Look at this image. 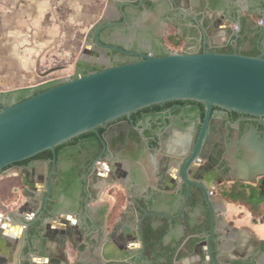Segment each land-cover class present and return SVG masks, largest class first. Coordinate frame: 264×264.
<instances>
[{
    "label": "water",
    "instance_id": "95a60500",
    "mask_svg": "<svg viewBox=\"0 0 264 264\" xmlns=\"http://www.w3.org/2000/svg\"><path fill=\"white\" fill-rule=\"evenodd\" d=\"M120 10L125 22V12ZM120 23L98 26L95 44L104 46L98 38L100 29ZM201 33L202 51L155 55L112 46L139 60L66 78L19 102L3 105L0 172L44 150L52 151L54 161L56 146L89 131L96 133L105 150L113 134L118 136L123 130L117 122L120 118H126L125 128L142 141L130 115L169 101L202 103L207 116L215 106L264 118V50L243 54L234 43L231 52L216 51L208 33ZM94 49L90 53L99 55ZM79 60L89 61L83 54ZM99 127H106L102 134ZM201 139L200 135L192 153L157 152L146 146L149 153H142L136 162L128 158L112 162L90 179L86 200H59L56 216L47 218L45 228L30 238L26 220L35 218L44 203L38 198L40 190L32 189L31 178L45 176L47 167L31 169L30 164L26 170L11 169V176H19L15 181L25 185L26 206L23 214L6 217L14 225L0 229V264H93L95 242L101 241L102 246L105 239L99 231L100 213L88 209V204L122 187L124 215L112 242L107 243L123 255L101 264H264V254L219 234L220 217L211 196L216 188L195 180L200 172L195 155ZM240 150L242 158L235 166L236 179L242 182L237 184L251 186L256 177L264 175V136L260 141L243 136ZM193 188L200 194L190 205ZM47 201L38 217L47 210Z\"/></svg>",
    "mask_w": 264,
    "mask_h": 264
},
{
    "label": "flooded vegetation",
    "instance_id": "af4514ba",
    "mask_svg": "<svg viewBox=\"0 0 264 264\" xmlns=\"http://www.w3.org/2000/svg\"><path fill=\"white\" fill-rule=\"evenodd\" d=\"M103 27L98 32L99 41L104 45L99 47L94 42V31L91 34L93 43L99 52L107 55L119 54L122 61L115 62L112 65L123 63L126 61H133L138 59V56L121 53L112 48L117 46L128 51H140L147 53L144 48L125 46L120 42V35L116 32V28L126 30L130 28V23ZM107 22L102 23L104 25ZM100 26V25H99ZM98 27V26H97ZM96 27V28H97ZM95 28V29H96ZM208 48V46H206ZM203 46L195 51H202ZM188 50V49H187ZM213 50H221L220 48H213ZM193 51V50H189ZM164 52L158 51L155 55ZM154 54V53H153ZM86 73L89 71L103 69L107 66H99L95 62H87ZM75 69L73 77L81 76L78 68ZM84 69V68H83ZM81 70V69H80ZM60 81V80H56ZM33 90H29L25 95H29ZM19 93H8L0 95V109L3 105L9 106L16 102ZM132 121V126L136 127L142 141L135 134L128 132L125 128L126 118L117 120L122 126L120 135L113 134L112 139H109L107 148L104 150L103 146L97 151L93 146L86 145L74 149L71 155L69 151H62L59 155L55 153L53 161V154L51 157H30L25 160L9 164L0 172V181L5 179L17 180L19 176H11L9 171L11 169H23L32 164L31 169L46 165L47 173L45 176L35 174L32 179V189H39V200L47 201V212L38 214L42 211L43 205L32 220H26L29 224L28 234L29 238L34 233L40 232L47 225L45 220L47 218L55 217L57 213L59 200H86L90 179L99 175L107 167H110L112 162L119 163L124 158H128L131 162H136L137 158L142 153H149L148 148H155L157 152L169 151L178 155L192 153L194 146L199 136L201 135V143L196 152L197 167L200 169L196 182H204L208 185L215 186V188L222 187L227 184L242 182L236 179V161L242 158L240 150V141L243 136L250 135L251 141H260L264 136V118L254 115L237 112L233 110H224L219 107H212L210 114L207 116L206 109L202 103L190 100L169 101L162 104L156 109H152L150 114H146L142 119ZM254 132V133H253ZM186 140V143H184ZM101 143V142H100ZM102 145V144H101ZM25 161V162H23ZM22 162V163H21ZM100 162L101 166H98ZM203 175V179L199 176ZM27 179V178H26ZM264 175L256 177V184H264L262 180ZM37 181L34 184V182ZM247 184V182H244ZM16 184V183H15ZM34 184V185H33ZM49 187V192H46V187ZM17 187L12 190L14 195ZM200 191L198 188H193V192ZM23 195V192H21ZM9 198L1 199L6 201ZM4 216L3 214H0ZM6 217V215L4 216ZM23 229L25 228L22 226ZM25 230V229H24ZM103 236V234H102ZM103 238V237H102ZM107 240L102 246L101 241L95 242L97 253H93L95 261L93 264H101L110 262L112 257H121L123 254L115 252L110 249ZM98 244V245H97ZM99 247H101L99 249Z\"/></svg>",
    "mask_w": 264,
    "mask_h": 264
},
{
    "label": "crops",
    "instance_id": "0c3cea01",
    "mask_svg": "<svg viewBox=\"0 0 264 264\" xmlns=\"http://www.w3.org/2000/svg\"><path fill=\"white\" fill-rule=\"evenodd\" d=\"M89 1L96 6L103 4L100 12L105 14V20L99 25L123 20L122 8L126 17L123 24L130 23L135 32L130 40L140 48L151 46V49L163 51L170 45L166 36L172 33L180 38L179 47L195 51L204 44L201 33L204 30L208 33L209 42L215 44L216 48L233 50L232 45L235 43L237 51L243 54L256 55L259 53L258 48L264 50V0H204L205 3L201 0ZM59 2L60 0H55V4L49 6L47 0H0V23L15 34L22 28L15 27L16 31L15 28L9 29L14 24L34 27L37 33L46 25L56 28L58 21L55 13ZM4 35H8L9 44L15 43L10 40L8 31ZM48 82L3 90L0 95L19 93L18 90L22 89L35 90ZM15 183L12 190L17 187V195L6 201L0 200V214L6 217L12 213L23 214V206H26L25 185L20 181ZM211 196L215 214L220 217L219 234L264 254V210L255 214L247 206L221 197L217 189L213 190ZM261 206L264 208V204ZM88 209L100 213L99 231L103 234V239H108L107 242L111 243L124 215L123 187L89 203ZM4 216L0 215V229L4 225L8 229L15 224Z\"/></svg>",
    "mask_w": 264,
    "mask_h": 264
},
{
    "label": "rangeland",
    "instance_id": "374dc122",
    "mask_svg": "<svg viewBox=\"0 0 264 264\" xmlns=\"http://www.w3.org/2000/svg\"><path fill=\"white\" fill-rule=\"evenodd\" d=\"M47 2L49 6L55 4V0H47ZM92 4L89 0H60L55 13L58 26L53 28L46 25L38 33L35 32L34 27L14 24L9 29L22 28L17 35L0 23V92L19 86L71 78L75 75V63L83 61L79 60L81 54L90 62L95 59L94 62L103 67L122 61L119 54L108 56L107 53L104 54L99 50L97 56L90 53L96 51L91 34L101 21L105 20V14L100 12L103 4L98 6ZM48 16L50 15H46ZM116 29L121 36L120 42L125 46L135 47L134 41L130 40L135 34L131 26L127 32L120 27ZM5 31H8L10 40H13L14 44L7 42L8 35L7 37L4 35ZM85 48L90 54H85ZM144 49L154 54L161 51L156 48L151 49V46H145ZM162 50L161 52L185 49L175 48L170 44Z\"/></svg>",
    "mask_w": 264,
    "mask_h": 264
},
{
    "label": "trees",
    "instance_id": "16d2710c",
    "mask_svg": "<svg viewBox=\"0 0 264 264\" xmlns=\"http://www.w3.org/2000/svg\"><path fill=\"white\" fill-rule=\"evenodd\" d=\"M166 39L168 43L171 44L175 48H178L181 44L180 38L175 34H172V33L168 34L166 36ZM218 51L231 52L232 49L227 48V49H221ZM163 54L164 53L159 54V55H163ZM136 60H139V58ZM136 60H133V61H136ZM133 61H126L123 63H128V62H133ZM123 63H119V64H123ZM88 65L89 64L87 62L77 61L75 63V68H78L79 71L81 72V76H83L86 74L85 69ZM57 84H59V81H56V80H54L53 82L45 83L43 85H40L35 90H33V92L29 95H33L37 92H40L42 90H45ZM18 91H19V96L16 102H19L23 100L24 98H26L27 96H29V95H25V93L27 92L26 89H22ZM158 106L159 105H153L147 108L140 109L132 113L130 116L135 121H137L139 119H142L146 114H150L151 110L156 109ZM105 129L106 127H99L97 131L99 134H102L105 131ZM86 145L93 146L97 151H99L102 147L100 140L98 136L96 135V133L89 131V132L80 134L79 136L74 137L71 140L56 146L54 150L57 155H59L62 151H69L68 154L71 155L74 149H78L79 147H84ZM51 156H52L51 150H44L36 154L34 157H48L49 158ZM14 186H15V179H9V180L5 179L3 181H0L1 199H6V198L10 199L11 197H13L14 194L12 192V188ZM217 192L221 197L225 198L228 201L239 202L247 206L255 214L256 213L258 214L264 210V208L261 206L262 204H264V185L262 186H257V185L252 186L251 185L249 188L242 189L240 184L233 183V184H227V185L217 188ZM197 196H198V193L194 191L191 197L189 198L190 205L193 204L195 200H197ZM206 228H209V225H207ZM155 264H159V263L155 262Z\"/></svg>",
    "mask_w": 264,
    "mask_h": 264
},
{
    "label": "built area",
    "instance_id": "2783aa9c",
    "mask_svg": "<svg viewBox=\"0 0 264 264\" xmlns=\"http://www.w3.org/2000/svg\"><path fill=\"white\" fill-rule=\"evenodd\" d=\"M259 23H262V20H259ZM210 193H212V192H210Z\"/></svg>",
    "mask_w": 264,
    "mask_h": 264
}]
</instances>
